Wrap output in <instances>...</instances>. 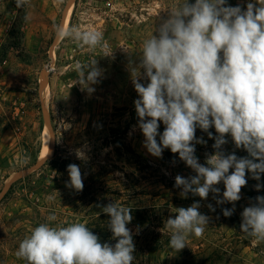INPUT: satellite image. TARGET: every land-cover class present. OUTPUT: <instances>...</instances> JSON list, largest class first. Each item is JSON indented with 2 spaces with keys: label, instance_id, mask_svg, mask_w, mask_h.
Listing matches in <instances>:
<instances>
[{
  "label": "rangeland",
  "instance_id": "1",
  "mask_svg": "<svg viewBox=\"0 0 264 264\" xmlns=\"http://www.w3.org/2000/svg\"><path fill=\"white\" fill-rule=\"evenodd\" d=\"M183 2L28 0L17 8L16 0H0V46L5 45L7 52L0 63V264H26L16 252L41 223L82 222L102 243L114 245L116 240L107 227L110 218L98 207L108 203L132 209L133 219L127 227L135 244L133 264H264V241L256 242L240 231L243 209L255 203V197L264 196V174L257 181L246 173L248 183L241 199L235 202L233 214L225 217L222 210L233 204L216 203L222 198V182L217 185L219 197L210 192L206 200L191 193L181 198L175 177L196 173L170 149L157 158L143 146L132 69L139 64L143 42ZM249 2L255 0H227L228 5L242 9ZM69 3L65 31L76 27L82 33L99 32L103 36L100 46L90 48L74 38L58 37ZM15 21L21 24L20 45L8 48ZM93 60L102 75L90 85L94 91L89 93L77 83V66ZM131 113L136 118L133 123ZM45 119L52 132V152L42 165L26 172L40 159ZM164 127L160 122L158 131L162 133ZM209 131L217 135L214 127ZM195 135L206 141L195 144V156L207 166L215 140L199 128ZM226 139L221 149L225 155L248 156L243 148L235 147L230 136ZM122 143L126 149L114 147ZM78 150L83 159L77 158ZM55 157L60 160L50 165ZM69 164L80 167L81 192L66 187ZM194 202L200 203L199 211L209 217V224L202 236H189L186 247L173 251L171 232L164 224L175 217V208ZM53 214L56 220L49 221Z\"/></svg>",
  "mask_w": 264,
  "mask_h": 264
},
{
  "label": "clouds",
  "instance_id": "2",
  "mask_svg": "<svg viewBox=\"0 0 264 264\" xmlns=\"http://www.w3.org/2000/svg\"><path fill=\"white\" fill-rule=\"evenodd\" d=\"M27 2L16 0V7L22 8ZM155 32L143 42L139 64L132 69L143 146L157 158L164 149H170L196 173L175 177L174 186L181 189V198L191 193L206 200L210 192L219 197L217 185L222 182L224 191L216 203L233 204V208L222 210L230 217L248 183L246 173L257 181L264 174V0L249 2L246 9L230 6L227 0H184ZM59 35L90 48L100 46L103 40L99 32L82 33L76 27L67 31L60 27ZM77 70V83L93 92L90 85L98 83L102 75L96 60L78 65ZM141 80H146V85ZM160 122L165 126L162 133L158 131ZM212 127L215 137L209 131ZM197 128L215 140L207 166L195 156V144L206 143L197 139ZM227 136L248 156L225 155L221 149L228 142ZM76 154L84 158L79 150ZM67 172L66 187L81 192L84 183L80 167L69 164ZM260 187L257 184L256 190ZM98 207L110 218L107 227L116 240L114 245L102 243L82 222L66 226L41 223L20 242L17 258L26 264H133L135 244L127 227L133 219L131 207L116 203ZM200 207L194 202L175 208V217L166 220L164 227L171 232L169 247L173 251L186 247L189 236L203 235L209 217L199 211ZM208 208L215 211L211 204ZM48 220L55 221L56 216L50 215ZM240 231L256 242L264 241V196L255 197V203L243 209Z\"/></svg>",
  "mask_w": 264,
  "mask_h": 264
},
{
  "label": "bare ground",
  "instance_id": "3",
  "mask_svg": "<svg viewBox=\"0 0 264 264\" xmlns=\"http://www.w3.org/2000/svg\"><path fill=\"white\" fill-rule=\"evenodd\" d=\"M70 11H71V3L67 5L65 9V13L62 18V27L64 29H65V26L67 24V21L70 15ZM58 37H60L59 34H58ZM42 79H44V75H42ZM41 134H42V146H41V151H40V160H43L49 157V155L52 152V146H53L52 132H51V128H50V125L47 119H45V125H44L43 131Z\"/></svg>",
  "mask_w": 264,
  "mask_h": 264
},
{
  "label": "trees",
  "instance_id": "4",
  "mask_svg": "<svg viewBox=\"0 0 264 264\" xmlns=\"http://www.w3.org/2000/svg\"><path fill=\"white\" fill-rule=\"evenodd\" d=\"M20 25L21 24L19 22H16V21L13 23L11 30H10V33H9V37H8L11 39L12 42L9 43L8 48L9 47H19V45H20L19 38L22 37ZM6 54H7V52L5 50V45H1L0 46V63L5 59ZM135 119H136L135 116H133V113H131V122L132 123L135 122ZM114 147L116 149H123L125 147V149H126V146H124L123 143L114 145ZM58 160H60V159L55 157L54 159L50 160L49 164L50 165L55 164V162Z\"/></svg>",
  "mask_w": 264,
  "mask_h": 264
},
{
  "label": "water",
  "instance_id": "5",
  "mask_svg": "<svg viewBox=\"0 0 264 264\" xmlns=\"http://www.w3.org/2000/svg\"><path fill=\"white\" fill-rule=\"evenodd\" d=\"M64 13H65V10H64ZM64 15V14H63ZM62 23V22H61ZM60 27H62V24H61V26ZM48 71H51V69L50 70H48ZM45 160H46V158L44 159V160H38L36 163H35V165L33 166V167H31L29 170H26V172H29V171H31L33 168H36L37 166H40V165H42L44 162H45Z\"/></svg>",
  "mask_w": 264,
  "mask_h": 264
}]
</instances>
